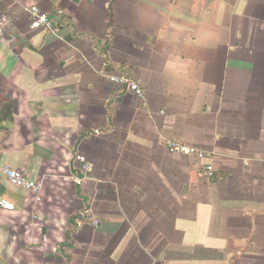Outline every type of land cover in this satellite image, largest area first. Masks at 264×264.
I'll list each match as a JSON object with an SVG mask.
<instances>
[{"label":"crops","instance_id":"0c3cea01","mask_svg":"<svg viewBox=\"0 0 264 264\" xmlns=\"http://www.w3.org/2000/svg\"><path fill=\"white\" fill-rule=\"evenodd\" d=\"M1 199L0 264H264V0H0Z\"/></svg>","mask_w":264,"mask_h":264},{"label":"built area","instance_id":"2783aa9c","mask_svg":"<svg viewBox=\"0 0 264 264\" xmlns=\"http://www.w3.org/2000/svg\"><path fill=\"white\" fill-rule=\"evenodd\" d=\"M33 15H34V17H36L40 20V22L42 23V25L44 27H46L47 29H50V30L53 29V24H52L51 20L47 16L41 15L38 8H33ZM111 81L119 84L120 86H126L127 89L129 90V92L134 93L139 98L143 99L145 97V93H146L145 89L136 80H132L125 75H119L117 77H112ZM167 146H168V149L170 150V152H172V153L188 155V156L197 155L199 158L204 157L203 152H201L200 150H197L196 148H194L192 146L179 143L175 140L168 141ZM79 160L82 163L81 171L83 172V174L86 177H88L89 174H91L93 171L92 165L89 164L85 160V158H83V157H80ZM3 172L7 175L11 184H13L15 186L26 188V189L32 190L34 192H37L40 190V185H38L35 182L30 181L23 174H20L14 170H10L9 168H4ZM0 205L7 208V209H13L14 208V206L12 204H10L9 202H7L3 199L0 200Z\"/></svg>","mask_w":264,"mask_h":264}]
</instances>
